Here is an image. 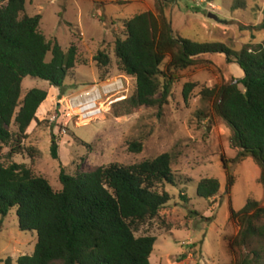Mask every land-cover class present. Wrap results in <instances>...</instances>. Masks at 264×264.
I'll use <instances>...</instances> for the list:
<instances>
[{"label":"rangeland","instance_id":"374dc122","mask_svg":"<svg viewBox=\"0 0 264 264\" xmlns=\"http://www.w3.org/2000/svg\"><path fill=\"white\" fill-rule=\"evenodd\" d=\"M26 11L32 17H42L41 32L48 41H57L65 54L72 44L78 47L77 65L67 76L65 97L102 82L106 71L109 78L123 76L114 55L116 38H124L126 22L136 15H159L155 0H26ZM166 14L176 38L221 44L236 53L249 45L264 44V0H175ZM210 14L218 20L211 19ZM99 51L111 58L107 70H100L94 61ZM51 60L48 55L47 61ZM170 60L166 58L162 70L174 84L163 110L144 107L117 118L111 108L88 125L72 119L65 109L52 121L61 101L59 90L45 81L27 78L24 95L35 88L49 94L38 111L42 123L39 127L33 124L24 143L36 151L9 160L6 148L1 160L6 165L25 164L59 192L61 169L52 156L53 137L61 163L71 176L110 164L131 166L170 153L177 185L168 189L174 199L160 220L144 225L138 233L157 237L151 264H264V239L256 238L250 247L240 249L235 242L241 227L230 220L231 209L240 212L249 200L264 207L262 170L252 157L235 162L238 151L231 147L232 131L214 112L218 95L203 93L218 92L234 79H242L243 71L223 54L196 58L194 66L182 71H169ZM128 80L131 87L127 98L136 87L135 79ZM186 84L195 86L187 102L183 97ZM132 142H143L141 154L130 151ZM230 177L235 182L228 193ZM205 178L216 179L221 185L219 195L212 200L197 194L198 183ZM256 225H264V221ZM37 243L36 232L20 229L16 208L6 218L0 217V264H18L20 257L35 253Z\"/></svg>","mask_w":264,"mask_h":264},{"label":"trees","instance_id":"16d2710c","mask_svg":"<svg viewBox=\"0 0 264 264\" xmlns=\"http://www.w3.org/2000/svg\"><path fill=\"white\" fill-rule=\"evenodd\" d=\"M174 2L155 0L158 16L153 12L136 15L126 22L124 38H116L118 70L135 79L136 87L129 98L112 106L114 115L129 116L144 107L163 110L169 104L174 82L162 70L166 58L171 59L169 71H182L194 66L196 58L226 55L229 62L235 60L240 66L243 78L225 84L218 92L203 93L218 95L214 112L232 131L231 147L238 151L235 162L252 157L262 170L260 183L264 184V44L249 45L236 53L221 44L176 38L166 14ZM0 5V217L6 218L16 208L20 229L38 235L35 253L20 257L18 264H151L157 237L138 233L144 225L160 220L174 199L168 189L177 185L170 153L131 166L110 164L71 176L61 163L53 137L52 156L61 169L59 192L25 164L6 165L1 160L6 148L9 160L36 151L24 143L31 136L32 123L37 127L42 123L37 113L49 94L35 88L24 95V80L45 81L59 90L60 98L65 97L66 79L76 68L78 47L72 44L65 54L57 41H48L40 30L42 17L27 13L26 0H0ZM94 61L103 71L112 63L103 51ZM107 75L106 71L101 80L108 79ZM194 87L185 85V102ZM129 149L141 154L144 144L132 142ZM229 179L228 193L235 182L234 177ZM220 189L218 180L205 178L198 183L197 194L212 200ZM182 197L189 200L184 194ZM230 220L241 227L235 242L240 249L250 247L256 238L264 239V225H256L264 221V207L259 202L249 200L240 212L231 209Z\"/></svg>","mask_w":264,"mask_h":264},{"label":"built area","instance_id":"2783aa9c","mask_svg":"<svg viewBox=\"0 0 264 264\" xmlns=\"http://www.w3.org/2000/svg\"><path fill=\"white\" fill-rule=\"evenodd\" d=\"M128 79L124 76L109 78L61 98L56 110L58 113L52 121H56L64 109L69 111L72 119L76 118L84 125L98 120L111 110L114 104L127 98L131 87Z\"/></svg>","mask_w":264,"mask_h":264},{"label":"water","instance_id":"95a60500","mask_svg":"<svg viewBox=\"0 0 264 264\" xmlns=\"http://www.w3.org/2000/svg\"><path fill=\"white\" fill-rule=\"evenodd\" d=\"M209 17H210L211 19L218 20V18H217L215 15H213V14H210Z\"/></svg>","mask_w":264,"mask_h":264},{"label":"crops","instance_id":"0c3cea01","mask_svg":"<svg viewBox=\"0 0 264 264\" xmlns=\"http://www.w3.org/2000/svg\"><path fill=\"white\" fill-rule=\"evenodd\" d=\"M243 75H244V74H243ZM242 78H243V77H242ZM47 100H48V99H47ZM46 102H47V101H46ZM46 102H45V103H46ZM45 103H44V104H45ZM42 106H43V105H42ZM42 106L40 107V109L42 108ZM40 109H39V110H40ZM45 113H46V112H45ZM37 118H38V113H37ZM38 119H39V118H38ZM35 123H36V122H33L32 125H31V127H32L33 124H35ZM31 127H30V128H31ZM29 130H30V129H29ZM28 133H29V131H28Z\"/></svg>","mask_w":264,"mask_h":264}]
</instances>
